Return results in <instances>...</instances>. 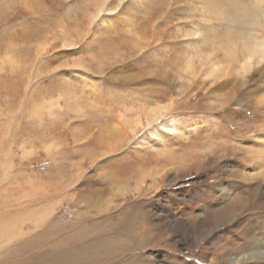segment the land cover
<instances>
[{
	"label": "rangeland",
	"instance_id": "1",
	"mask_svg": "<svg viewBox=\"0 0 264 264\" xmlns=\"http://www.w3.org/2000/svg\"><path fill=\"white\" fill-rule=\"evenodd\" d=\"M222 3L0 0V264L119 241L128 206L155 228L132 241L143 264H264L233 261L246 227L264 240V174L247 152L264 145V57L242 81L181 68L197 43L264 44V0ZM148 105L166 112L146 122Z\"/></svg>",
	"mask_w": 264,
	"mask_h": 264
},
{
	"label": "bare ground",
	"instance_id": "2",
	"mask_svg": "<svg viewBox=\"0 0 264 264\" xmlns=\"http://www.w3.org/2000/svg\"><path fill=\"white\" fill-rule=\"evenodd\" d=\"M204 1L207 2V5H209L208 3H212V4L219 6V8L220 7L223 8L225 4V3L221 4L222 0H218V1L217 0H204ZM104 3L103 5H101V8H97L96 13L93 14V19L99 16L100 11L103 9L105 5ZM196 30L193 33L198 32ZM196 45H194L193 47L190 46L189 49L187 48V52L184 53V56L182 58L183 64L181 65V68L184 72H187L188 74L192 75L194 74V72H196V68L199 67L202 70L204 78L214 76L217 79H221V78H226L229 76L236 75L238 78L237 80L242 81L241 79L245 77V74L250 70L251 66L254 63L261 62V60L264 57V44L258 45L256 42L253 43L250 47L247 45H242L239 53H237V50L233 47H231V49L229 50L225 49L222 51L223 52L221 53L222 55L217 54L216 52L217 50L216 51L214 50L215 47L214 49L211 48L208 51H206L201 46H196ZM50 107H52V105ZM147 107L148 108H145L143 112V118L145 119L146 122H149L154 119L159 120L160 116H162L166 112L164 111L165 106L163 105L161 106L148 105ZM141 123H143V120L140 119V117L139 118L137 117V119L134 121L133 127L131 128L132 131L136 130L135 127L138 125H141ZM161 124L164 127H166V130L170 132L175 131L176 133L177 132L180 133V131L182 130L184 126L181 122L179 123V121H177L174 118H169L167 119V121L165 122L163 121ZM262 134L264 135V132H262ZM262 138H264V136ZM247 152L250 153L249 157H250L251 163L257 164L256 167L259 168L260 174L261 173L264 174V145L263 147H258L256 149L248 150ZM258 205L255 206V208H257ZM241 206H243V203H240V201L237 200V202L232 207L233 211H231V213L230 211H228L229 213L227 214L226 213L227 211L222 210V209L213 211V213L211 214L213 218V222L215 223L224 222L222 221L224 217L227 218L229 214H233L234 210L241 208ZM77 212L79 213L80 211H77ZM118 214H120V211L118 212ZM143 214L137 211L136 209H134L133 207H130V206L125 207V210L118 217L119 219L118 223L115 224V227L117 229V231H115L117 234V237L121 236V239L119 241H111L107 243V238L101 237L99 240L88 241L83 247H81L80 245L79 249L78 247H72L76 249H70V248H62L61 250L54 249L55 253H53V255H45V254L42 255V253H36L35 256L34 255L26 256L27 255L26 254L24 256H26V258L28 259L24 258L19 263H14V264H69V263L78 264L74 261L75 258L81 259L84 254H86V256L92 257L91 260H88L87 261L88 263L86 264H143L142 262L145 259H148V256L140 252L141 249L145 248V245H143V242H140L142 245L141 247L139 248L134 247L132 244V241L140 237L141 234L144 233L145 229H146L145 234L151 233V231H153L152 229L155 230V228H153L152 226L150 228L143 226L144 221L146 225L148 224V221L143 220ZM113 216L115 215L112 214L110 217H113ZM220 223L218 224V226L220 225ZM255 228L256 226L254 225H250L245 228L246 235L247 233H249V236L246 237L245 240H243L245 244L242 243L240 246L236 247L235 249L237 252L243 251L244 254L240 257L236 256V259H234L233 261H239L241 259H245V261H252V260H258V259L264 258V240L262 239L260 240L256 238V236H254ZM137 233L138 235H136ZM76 235L77 233L69 234L68 237H65L62 243L64 244L66 240H72V238H76ZM86 241L87 240H85L84 242ZM160 241L165 243L166 241L165 237H162V238L160 237ZM96 243H98L99 245H103V244L108 245V246H105L107 253L103 257L96 256V251L93 249L94 247H96ZM60 244L61 243L57 245H60ZM226 250L230 251V250H233V248L228 246L225 249V251Z\"/></svg>",
	"mask_w": 264,
	"mask_h": 264
}]
</instances>
